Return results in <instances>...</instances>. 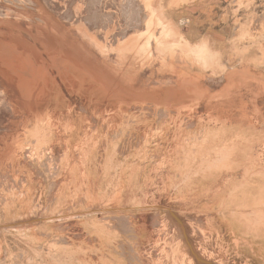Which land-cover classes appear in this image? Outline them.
<instances>
[{"label":"rangeland","instance_id":"obj_1","mask_svg":"<svg viewBox=\"0 0 264 264\" xmlns=\"http://www.w3.org/2000/svg\"><path fill=\"white\" fill-rule=\"evenodd\" d=\"M152 1L158 27L141 38L140 53L153 52L160 33L168 51L180 36L188 43L182 76L207 82L226 75L218 83L231 76L229 90L212 100L184 97L174 122L158 120L147 107L125 113L122 106L98 110L95 122L84 109L70 110L71 98L65 106L36 100L29 107L38 110L16 116L7 110L6 127L21 134L14 153L9 137L0 142L6 144L0 147V264H191L189 256L201 264L195 254L215 264H264V0ZM140 53L134 79L151 84L161 74L144 77ZM30 114L44 119L36 117L48 139ZM77 120L82 135L70 139ZM52 122L67 140L54 142L59 127L53 130ZM26 125L33 136L24 133ZM220 149L229 157L218 156ZM70 152L76 157L72 172L65 169ZM216 178L223 182L220 191Z\"/></svg>","mask_w":264,"mask_h":264},{"label":"bare ground","instance_id":"obj_2","mask_svg":"<svg viewBox=\"0 0 264 264\" xmlns=\"http://www.w3.org/2000/svg\"><path fill=\"white\" fill-rule=\"evenodd\" d=\"M17 1H21L24 6L17 7L15 0H0V142L7 140L6 139L7 137L11 139V144L9 147L10 153H14L15 144L19 141L18 136H20L19 134L21 133H19V131L14 132V130L16 129L13 127L10 126L6 127V123L4 122L6 118L7 119L9 118L7 117L6 111L11 110L10 112H12V114L16 116V112L18 110H24V111L38 110V109H30L29 107L32 106L36 100L44 101V104H49V105L50 103L48 100H50V101H54L56 104L59 103L65 106L69 102L70 98L74 99V102H72L71 105H69L70 107L68 108L70 110H77V109L86 110L85 111V113L87 114L86 117L89 118L90 115L92 117V120L95 119V122L97 120L99 121L98 119L99 117L96 116V112L98 110H106V108H108V110L109 108L113 110L116 109V107H121V106L127 108L126 110L127 112L124 111L125 113H128V109L147 107L148 109L154 111L153 114L157 116L158 120L160 116V119H163V117H165L166 119L172 120L174 122L176 120L174 114L177 115L179 114V111L181 110L180 107H182L181 100H183L184 97L187 96L197 97V98L206 97L212 100L213 97L217 98V96H221V97L224 96V94L227 93L229 87L232 84L233 78L231 76L228 77L226 83H218L227 79L226 75L220 76L219 78L209 76L207 78V82H205L204 80L202 81L194 78L183 77L180 70L187 61L186 55H184V53L187 52V51L185 52V49L188 47L186 48L184 47L185 44H182V42L180 41L181 37L178 34L177 35L180 38L176 37V39H174L175 47L172 50L168 51L167 48L163 46L166 43H168V41L164 42L166 39L164 38L165 40L163 39L164 40L163 41L162 34L160 33L158 35L159 37L156 38V40H158L159 42V44H157L156 46V49L153 48L154 51L153 52H151L152 50L148 51L150 53L149 54L146 53V55L144 54L146 51H142L143 54L142 52L140 53V50L137 49V46L140 45L139 43L141 42V38L142 39L146 38V36L145 37L143 36L147 33H150V35L154 34L152 32L153 27L155 25L158 27V24L155 23V19H154V15L156 14H154V12L152 11L154 10L152 8L153 6L151 5L153 3L152 0H17ZM177 3L174 5H177ZM21 10L22 13L20 12ZM161 14H162L161 16H164L162 12ZM158 16H160V14L157 15V17ZM36 19H38L39 22H37ZM161 19L164 20V18ZM34 39L37 41V43H39L38 45L40 49L39 55L37 54L33 55L32 53L26 52L25 50L27 48L32 51L34 50H36L37 52L39 51L38 47L35 44ZM143 43L146 42L143 41ZM187 44L188 43H186V45ZM142 45L144 46L146 44L141 43V46ZM137 52L140 53L141 59L144 60L143 65H141L142 67H140L142 68V74L144 75V77L148 72L151 74H155V72L157 71L156 74L158 73L161 74V77L159 75L160 78L154 80L153 82H151V84L150 83L148 84L147 80L145 81L144 79L136 83L134 79L135 73H138V71L136 72L137 66L135 65V62L136 64L138 62L137 56L139 54H136ZM146 60L150 64L145 67ZM139 75H141V71ZM156 77H158V75H156ZM41 84L43 85L41 86ZM118 96H120V98L123 99L124 102H121V100L120 101L117 100ZM144 98H145V102L143 103L133 102L134 100L136 101L137 99L139 101L140 100L143 101ZM160 104L163 105L160 106ZM178 108H180V110H177ZM120 109L117 108L116 110H120ZM51 110H55V109L53 108ZM113 113L114 112L112 111V114ZM30 115H31L30 118H32L33 116L32 120L34 121V123L37 124L35 129L36 130L39 129L40 131L41 129L40 124H42L43 121L37 123L36 117L38 116L41 117V115L39 114H30ZM30 118L28 119V121L30 120ZM10 119L12 120V118ZM41 120L44 119H42L41 117ZM190 121L192 124L193 120ZM21 122L19 121L18 124L21 125L22 124ZM73 124L75 125H73L74 128L72 130L71 133L72 137L70 139H75L77 137H80V135H82L81 129H83V127L81 126V120L80 121L77 120ZM50 125L53 130L54 129L56 130L59 127L54 125L53 122ZM117 128L119 129V127ZM23 130L24 133L27 134H31L33 132L32 127H28L27 125ZM57 130H59L57 131V137L52 138L54 142L65 139L62 136V131L60 127ZM148 130L149 128L146 131ZM11 133H13V135ZM43 133L42 135H44ZM114 134L117 133L115 132ZM46 137L48 139V133ZM34 139H36V137ZM88 141H90L89 138ZM32 142H35V140ZM72 143H74V141ZM23 144L25 145V143ZM4 145L5 146H3L2 144L3 147H6V144ZM39 146L41 145L39 144ZM25 147L27 148V146ZM41 147L43 148V146ZM47 150H49V148ZM86 150L89 151V149ZM25 152H26L25 154L29 156L30 152L28 153V151L26 150ZM33 152L35 153V151ZM245 153L246 152H244V154ZM76 154L78 153L76 152ZM16 155L18 156L17 153ZM30 156L32 155L30 154ZM218 156H222L225 159L229 157V153L225 149H220V153L218 151ZM50 157L51 158L53 157L54 159L55 156L53 155ZM67 157L70 162L69 165L70 168H65V169H69L70 172H72L73 167L71 164L76 158L75 153L74 152H70L69 154L67 153ZM37 158H39V156ZM63 159L65 160L66 158L64 157L61 158V160ZM80 159L82 160V158ZM216 164L213 163L211 165L208 163L210 167ZM225 164L227 165L226 161ZM218 168L219 167L217 166V169ZM219 178H216L215 185L217 186V190L220 191L223 186V182L221 183ZM91 212L92 211L89 210L85 214H90ZM170 212L181 223V219L174 212L172 211ZM58 217L60 218V216ZM50 219L51 220L56 219V217ZM263 219L264 218H262V220ZM179 232L184 233L182 223L181 225H179ZM173 236H175L174 233ZM186 238H188V236ZM189 238L187 242L191 247L194 248V244H192ZM190 246L189 248L191 250V253L194 254V252L192 251L194 249L191 248ZM197 248L201 249V247L198 246ZM186 257L187 254L185 255V259ZM211 257L214 256H212L211 254ZM192 258H193L192 256H189L187 257V260H189L191 264H196L195 261L193 262Z\"/></svg>","mask_w":264,"mask_h":264},{"label":"water","instance_id":"obj_3","mask_svg":"<svg viewBox=\"0 0 264 264\" xmlns=\"http://www.w3.org/2000/svg\"><path fill=\"white\" fill-rule=\"evenodd\" d=\"M196 259H197V261L199 262V263H203V264H215V263H213L212 261H209V260H206V259H204V258H200L199 257V255L198 254H196Z\"/></svg>","mask_w":264,"mask_h":264}]
</instances>
